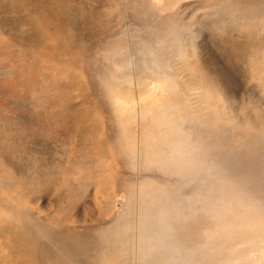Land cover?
<instances>
[{
    "label": "rangeland",
    "instance_id": "374dc122",
    "mask_svg": "<svg viewBox=\"0 0 264 264\" xmlns=\"http://www.w3.org/2000/svg\"><path fill=\"white\" fill-rule=\"evenodd\" d=\"M163 2L164 5L156 6L152 0H0V204H5L8 211V204L12 203L37 217L35 221L24 217L15 220L0 205L4 224L0 227V242L12 239L9 226L14 224H19V228L47 226L48 231V226L54 228L62 219L69 227L82 220L91 228V221L105 224L103 200L117 198L130 187L117 181V170L123 169L118 157L124 150L132 149L136 135L120 129L116 125L118 118L104 105V101L109 102L108 81L114 61L110 56L113 61L106 62V55L112 53L117 60L111 43L128 44L126 36L119 34H129L128 25L144 35L167 37L168 53L164 52L172 69L176 68L183 78L180 91L187 101L182 100L192 115L195 108L189 109V105L198 103L203 107L209 103L212 115L209 120L205 118L210 130L206 127V132L209 136L216 128L223 133L218 142L220 150L228 152L230 147L240 146L244 154L239 152L236 158L243 164H252V160L264 164V0ZM178 46L183 47L180 53ZM125 54L128 55L127 50ZM127 64L122 65L120 73L124 78L122 87L142 86L132 78L130 70L126 71ZM114 65L118 67L116 62ZM115 75L120 78L118 73ZM150 114L157 120L162 116L158 107ZM151 115L149 123L154 118ZM176 116L180 117L178 113ZM160 142L164 143L163 137ZM89 151L91 157L87 161L91 165H84L92 172L91 178L99 177L95 169L115 176L102 183L98 178L96 184L83 186L82 197L70 198L66 189L60 190L61 181L71 187L66 178L77 174V184L82 185L79 156ZM225 155L226 159L232 158ZM245 165L238 167V175H245ZM217 171L213 167V185L219 181ZM18 175L24 180L17 182ZM22 183H26V189L20 188ZM192 206L184 208L177 202L165 207L170 232L187 237L188 228L177 214L186 212L197 220L199 210ZM114 221L115 216L112 224ZM199 221L200 228L212 227L207 233L214 231L216 222L212 223L208 215ZM252 232L264 235V230H249ZM44 236L47 248L71 239V234L67 239ZM29 237L35 243L32 232ZM230 239L236 242L229 240L230 257L222 264H264L260 237ZM20 243L21 232L16 234L14 247ZM11 244L14 245L12 241ZM50 250L44 251L45 258H62L60 254H49ZM8 252L0 244V255ZM97 256L87 253L75 257L86 261L85 258ZM5 261L0 257V264Z\"/></svg>",
    "mask_w": 264,
    "mask_h": 264
},
{
    "label": "bare ground",
    "instance_id": "6f19581e",
    "mask_svg": "<svg viewBox=\"0 0 264 264\" xmlns=\"http://www.w3.org/2000/svg\"><path fill=\"white\" fill-rule=\"evenodd\" d=\"M152 1L156 6L164 5L163 0ZM126 7L132 8L128 3ZM127 30L129 34L119 33L126 36L127 45L117 41L111 43L118 54L117 60L115 61L112 53L106 55V62L114 60L118 67L113 61L108 81L111 87L107 94L109 102L107 104L104 101V105L118 118L115 124L120 129L136 135V140L131 143L132 149L124 150L118 157L124 170H117V181L130 187L125 188L126 191L117 198L108 197L103 200L102 210L107 221L102 225H95L91 221L94 228L84 220L69 227L63 219L56 222L57 226L54 228L48 226L49 231L47 226L39 225H26L25 228L22 225L19 228V224L9 226L12 239L7 236L8 241L0 242L4 248L9 249L8 254L0 255L1 260L6 258V264H44V260L47 264H222L225 258L227 262V257H230L229 240L236 242L230 237H260V245L264 243V235L249 233V230H264V224L256 225L257 222L264 223V164L258 160H252V164H243L236 158L239 152L244 154L240 146L230 147L228 152L221 151L218 142L223 133L219 129L215 128L207 136L206 121L212 115L209 103L203 107L198 103L199 106L189 105V109L195 108V115L189 113L184 102L187 100L180 91L183 78L177 74L175 67L172 69L166 54V36L144 35L129 25ZM178 47L177 52L180 53L183 47ZM125 50L128 55H124ZM125 63H128L126 71L130 70L132 78L142 86L130 89L122 87L121 80L124 78L120 73ZM117 73L121 79L115 75ZM119 89L120 94L116 92ZM154 107H158L162 113L158 120L155 115L150 114ZM149 115L154 117L151 123L148 122ZM217 125L219 127L220 124ZM207 129L210 132L208 127ZM162 137L164 143L160 142ZM225 153L232 158L226 159ZM89 154L90 151L79 156V165L83 169V176L82 173L79 175L82 185L77 184V174L75 178H66L71 187L65 184V180L61 181L63 187L60 186V190L66 189L70 198L82 197L83 186L96 184L98 178L102 183L115 176V173L107 175L95 169L99 177L91 178L92 172L84 165H91L87 161L91 157ZM223 158L226 159L224 162ZM241 165L247 167L243 172L245 175L237 174ZM213 167L218 168L219 178L214 185L210 180ZM145 170L150 173H144ZM20 175L17 182L24 180ZM28 182L29 179L26 183ZM25 184L22 183L20 188L26 189ZM23 200L28 201L27 198ZM177 202L184 208L193 205L194 210H199L197 220H193L186 212L177 214V218L188 228L187 237L170 232L167 225L165 207L174 206ZM0 205L3 212L12 219L24 217L37 220L32 211L26 212V209L12 203L8 204L9 210L6 211L5 204ZM99 206L101 208L102 200ZM204 215H208L213 220L212 223L216 222L212 233L206 232L212 227L200 228L199 220ZM114 216L116 221L112 224ZM171 217L175 220V215ZM0 227H4L1 219ZM197 228L201 231L196 232ZM220 230L223 231L219 232ZM19 232L21 243L14 247L16 234ZM30 232L33 233L35 243L29 237ZM68 234H71L70 240L59 241L51 248L46 247L44 235H52L54 239H58L61 236L66 238ZM186 238L188 242L185 241ZM252 240L254 239H250ZM95 244L100 247L99 250ZM129 244L128 248L124 247ZM94 248L97 251L94 252ZM48 249H51L49 254H60L62 258H45L44 251ZM87 253L98 256L85 258L86 261L75 257Z\"/></svg>",
    "mask_w": 264,
    "mask_h": 264
}]
</instances>
